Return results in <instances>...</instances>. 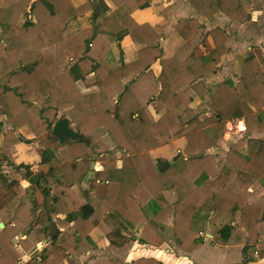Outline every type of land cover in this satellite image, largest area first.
<instances>
[{"label": "trees", "instance_id": "trees-1", "mask_svg": "<svg viewBox=\"0 0 264 264\" xmlns=\"http://www.w3.org/2000/svg\"><path fill=\"white\" fill-rule=\"evenodd\" d=\"M186 2L208 20L224 16L246 24L252 19L243 0ZM147 8L171 21L161 0L0 1V126L7 127L0 129L2 154L13 165L12 147L36 143L40 159L38 171L20 165L29 176L34 223L16 208L17 199L10 203L7 210L15 214L0 229V264H19L14 241L26 237L20 244L29 251L33 230L74 258L96 250L91 238L96 229L114 247L128 239L162 247L172 232L173 242L192 253L209 228L216 230L217 244H226L236 225L221 224L236 215L248 235L242 264L264 258L258 248L264 196L250 203L253 182L264 187V138L253 137L264 134V66L247 51L238 56L236 78L214 80L232 52V37L221 27L206 32L195 18L177 21L173 33L180 44L163 58L160 33L132 17ZM126 37L137 48L128 63L121 46ZM157 62L159 73L152 69ZM90 75L96 81L88 91ZM195 98L204 101L205 111L182 127L181 117ZM61 111L78 133L107 135L122 154L120 165L100 157L103 168L94 170L90 146L78 141L55 149L50 132ZM238 120L244 121L245 134L228 141L220 164L210 151L225 138L227 124ZM25 127L34 136L30 141L16 134ZM173 142L177 155L164 161L159 151ZM58 156L61 164L53 166ZM85 181L89 189L77 193ZM0 189L24 192L1 170ZM206 206L212 215L202 216ZM55 215L64 219L56 222ZM42 262L47 264L45 257ZM94 264L165 263L143 257Z\"/></svg>", "mask_w": 264, "mask_h": 264}, {"label": "crops", "instance_id": "crops-1", "mask_svg": "<svg viewBox=\"0 0 264 264\" xmlns=\"http://www.w3.org/2000/svg\"><path fill=\"white\" fill-rule=\"evenodd\" d=\"M101 1L108 2L109 0H101ZM243 1L246 6L249 4L248 2H245L246 0H243ZM249 2L253 6V12H252L251 21L246 24L236 23L224 16H218L214 19L208 20L198 15V13L194 11L187 4L186 0H161V3L164 4L166 7H169V9L172 12V18L170 22H166L164 21L163 18L157 17L154 9L152 8H147L144 10L137 9L133 12L132 17L140 24L149 23L153 25V27L156 28V30L160 33V35L162 36V39L160 42L164 48V53L162 56L163 58L170 57L175 52L176 47L178 48L179 46V44L177 43L178 40L173 36V27L176 25L177 21L182 18L197 19L200 23H202L205 26L206 32L216 27H221L225 29L228 32V34L232 37V42H231L232 52L227 57L226 63L224 64V67L222 69L221 75L223 79V78H230L228 75H226L227 74L226 71H229L230 69L233 68L234 66L233 63L236 57H238L241 54L240 53L237 55V53H235V49L238 48L239 46L244 47V48L247 47V51H251V50L254 51L259 62L262 64V66H264V0H250ZM235 35H237V37H235ZM249 45H252L253 49L248 47ZM121 46L124 52V61L126 63L134 61L137 57V48L133 45L130 38L126 37L124 41H122ZM254 46L258 49H255ZM243 51L247 52L244 49ZM129 54H132V56H129ZM228 65L230 67L229 69H227ZM152 69L155 73H159L161 71L160 63L157 62L152 67ZM94 77L95 76H93V79ZM195 103L200 104L201 100H197L195 98L191 106ZM154 106L155 105L151 104L152 108ZM0 116L2 117V114H0ZM238 122L240 124L241 123L244 124L243 120H238ZM230 125H232V123L227 124V126H230ZM5 128L6 127H4V129ZM20 133L22 134L23 139L26 141H30L34 138L31 130L28 127L21 129ZM244 134H245V130L240 131L241 137H243ZM253 137L264 138V134L254 135ZM224 152H225L224 154V159H225V156L228 152V147L224 150ZM210 153L216 154L215 149L211 150ZM94 165L95 164L93 163V166ZM81 187L83 188L82 190H87L89 187V182L85 181L81 185ZM173 196L174 195L172 194V197ZM262 196H264V187H262L258 182H253L252 197H251L250 203L255 204ZM28 198L29 199L31 198L30 194H28ZM28 202H26L25 204L29 205ZM206 207H209V206H206ZM209 213L212 215L210 210H209ZM14 214H15L14 211H12V215ZM9 215H6V213L0 211V225L3 224V218L8 217ZM57 218L61 219L62 216H57ZM229 218L231 217H227L223 222H226V220H229ZM235 218L237 222H232V223L234 226L235 225L237 226L239 224V215H236ZM262 230L263 228L261 229V231ZM169 235H170L169 242L167 240V244L162 247L144 246V245H140L138 242L135 241L138 244L139 248L145 247L147 249L143 250L142 252H140V249H139V252L137 253L136 250H138V248H135L131 250V254H133L136 251V253L139 254V257H137V259L143 258V257L144 258H155L157 260L162 261L165 264H242L243 262L242 249L246 245L247 237H248L244 229L240 227L239 228L235 227V229L232 232V236L230 240L226 244H217L215 242L214 233H211V231H209L203 234V242L202 244H200V246H198V248L195 251H193L192 253H184L173 242L172 232H170ZM91 238L97 244L98 247L101 245H103L101 247H104V248L106 246L111 247L110 246L111 244L109 243L105 235L98 229L94 230L91 233ZM30 240L33 242L34 245L29 251H25L22 248L20 249V253L21 255H23L21 258V260L22 259L23 260L22 261L20 260V262H23L24 264H40L42 262V257L44 256H46L45 261L47 264H69L67 260L68 258L69 260H72L71 262H75L76 264H83L85 262L88 264H94L95 260H91V261H88V260L91 257L98 255L97 252L93 251L89 253L86 257H82V258H74L72 256L68 257L67 254L62 253L59 247L50 246L47 240L37 242L35 237L32 235L30 236ZM106 242H107V245H106ZM169 243L171 244L170 245L171 251L169 248H167V250L164 251L165 250L164 247L168 246ZM124 245L122 247H115V251H121V249L123 250ZM258 248L264 251V233L263 232L260 233V241H259ZM100 249L102 250L103 248H100ZM122 254L123 252L119 255L121 256ZM57 257L58 259H56ZM102 259H111V258H102ZM99 260H96V261H99ZM111 260H118L123 263H130L131 261H133V260L124 261L118 258L116 259L112 258ZM134 260H136V258ZM247 264H264V258L261 260L260 259L250 260Z\"/></svg>", "mask_w": 264, "mask_h": 264}, {"label": "rangeland", "instance_id": "rangeland-1", "mask_svg": "<svg viewBox=\"0 0 264 264\" xmlns=\"http://www.w3.org/2000/svg\"><path fill=\"white\" fill-rule=\"evenodd\" d=\"M82 1V0H81ZM250 0H246L245 2H248L249 4L247 5V7H249V9L251 10V12H253V6L250 4L249 2ZM169 8V7H168ZM173 36L176 38L175 34L173 33ZM235 37H237V35H235ZM177 39V38H176ZM131 40V39H130ZM178 40V39H177ZM124 41V40H123ZM132 42V41H131ZM178 44H180V41L178 40L177 42ZM162 45V44H161ZM163 47V46H162ZM248 47L253 49L252 45H249ZM255 47V46H254ZM164 49V48H163ZM177 49V47H176ZM175 49V51H176ZM243 49L245 51H247V47H241L239 46L238 48L235 49V53L240 54L243 53ZM255 49H258L255 47ZM254 52V51H253ZM133 53V52H132ZM256 55V54H255ZM129 56H132V54H129ZM231 63V62H230ZM233 68L230 69L229 71H226L227 74L231 79L236 78V76L239 74V68H240V61H239V57H236L234 63H233ZM229 65L227 66V69H229ZM94 75H90L86 78V85H87V90H92L93 89V83L95 82L96 78L94 77ZM226 77V76H224ZM214 80H222V75L220 74V76H218L216 79ZM214 80H212V82H214ZM211 85V83H210ZM152 105H155V103H152ZM205 106H204V101H201L200 104L195 103L192 106L189 107V109L182 115L181 117V125L182 127L185 126V124L192 119L195 116H199L202 113H204ZM1 117V116H0ZM69 118L67 115L66 111H61L58 113L57 119L58 118ZM56 119V120H57ZM3 121V117L0 118V123ZM71 124V123H70ZM240 123L238 121H235L232 123V125L227 126L226 127V132H225V138L222 140V142L219 144V146L215 149L216 154L219 155L220 157V164H223L224 162V150L228 147V141H237L238 139L241 138L240 136V129H239V125ZM73 127V125H71ZM0 129H3L5 132L7 131V127L4 129L2 128V126H0ZM74 129V127H73ZM75 130V129H74ZM52 131V130H51ZM76 131V130H75ZM77 132V131H76ZM17 135L22 136V134L19 132H16ZM85 139L88 141V145L91 148V151L93 153L94 158L96 159V161L94 162V166H92V168H94V170L96 171H101L103 168V163L100 162L98 159L100 157H107L109 159H111L117 166L120 165V160L122 157L121 153H118L116 151V148L113 144V142L111 141V139L103 134V133H95L93 135L90 136H84ZM23 138V137H22ZM50 138L52 140V142L54 143V148L56 149V146H63L66 145L67 143L71 142V140L66 139L65 142L63 144H60L57 138H53L51 136V132H50ZM2 142L0 140V170L6 175L8 176L10 179H12L13 182L21 185L24 188V192H22V194L11 190H6V189H0L1 193H0V211L6 213V215H9L8 217H5L7 219H10L12 217V211H8V207L10 205L11 202H13L14 200L17 199L16 202V208L18 209V207L20 208L19 211L22 215H24L26 217V220L28 221V223H34V217L33 215L30 213V209L32 207V203L30 201V199L28 198V194H31V192L29 191V176L27 175V170L24 168H21L20 165H29L31 167V169L33 171H38V164L40 162L39 156H38V150H39V146L38 144L33 143L32 145H24V144H18L14 147H12V157L14 160V164L13 165H9L7 160L4 159V156L2 154ZM160 154H158V156L160 155V157L164 160V161H169L170 159H174V157H176L177 155V149H176V144L173 142L171 144H169L168 146H166L165 148L161 149ZM58 164H61L60 158L58 156V160L56 162L53 163V166H56ZM83 184V183H82ZM55 185L52 186V193H56L55 191ZM90 187V184H89ZM88 187V189H89ZM104 184H97V188H103ZM77 193H80V191L83 189L82 187H80V189L75 188ZM29 201V202H28ZM26 202L29 203V205L25 204ZM209 207H204L203 212H202V216H206L209 215ZM57 216H62L61 219H58ZM3 218V221L4 219ZM54 219L56 222L61 221L64 219L63 215H55ZM232 222H237L235 217H231L229 218V220H226V222H223L221 225L225 224H230ZM238 226V227H237ZM236 226V228H239V224ZM1 229V228H0ZM211 231V233H215L216 230L209 228L207 230V232ZM206 232V233H207ZM262 232L264 233V228L262 230ZM31 234L28 235L29 239L30 236H34L36 241H46L42 238H40L38 235H35L33 233H37L36 231H31ZM26 237H17L15 239V244H16V249L18 251H20L21 247V240L25 239ZM107 238V237H106ZM170 239V235H168V242ZM107 240L109 241V243L111 244L110 240L107 238ZM31 241V240H30ZM32 245L33 242L31 241ZM107 245V242H106ZM170 243L168 246L164 247V251L167 250V248L170 249L171 251V247H170ZM103 246V245H101ZM97 247L96 250H94L95 252H97V256H93L91 257L88 261L91 260H95L94 262H96V260L102 259V258H118V259H122L124 261H128V260H134L135 258L137 259V257H139V254H137L139 252H142L143 250H146L147 248L145 247H141L139 248L138 244L135 241H132L130 239H128L127 241H125V245L123 247V250L121 249V251H115V247H113L112 245H110L111 247ZM100 248H103L102 250ZM138 248L137 253L136 251L131 254V250ZM123 252V254L120 256L119 254H121ZM136 253V254H135ZM64 255V254H63ZM23 255H21L22 258ZM44 256V255H43ZM46 257V256H44ZM69 257V256H68ZM20 258V260H21ZM43 258V257H42ZM58 259V257L56 258ZM19 260V262H20ZM23 260V259H22ZM21 260V261H22ZM69 264H76L75 262H71L72 260H69V258L67 259ZM87 261V262H88ZM22 264H24L23 262H21ZM43 262H41L40 264H42ZM46 263V261H45Z\"/></svg>", "mask_w": 264, "mask_h": 264}, {"label": "water", "instance_id": "water-1", "mask_svg": "<svg viewBox=\"0 0 264 264\" xmlns=\"http://www.w3.org/2000/svg\"><path fill=\"white\" fill-rule=\"evenodd\" d=\"M51 136L57 138L60 144H63L66 139L71 140V142H80L88 145V141L85 139L84 135L76 132L70 124L68 118H58L52 128ZM0 228L3 229L4 225L1 224Z\"/></svg>", "mask_w": 264, "mask_h": 264}, {"label": "bare ground", "instance_id": "bare-ground-1", "mask_svg": "<svg viewBox=\"0 0 264 264\" xmlns=\"http://www.w3.org/2000/svg\"><path fill=\"white\" fill-rule=\"evenodd\" d=\"M239 129H240V131H244L245 130V126H244V124H240V126H239Z\"/></svg>", "mask_w": 264, "mask_h": 264}, {"label": "built area", "instance_id": "built-area-1", "mask_svg": "<svg viewBox=\"0 0 264 264\" xmlns=\"http://www.w3.org/2000/svg\"><path fill=\"white\" fill-rule=\"evenodd\" d=\"M19 264H22L21 262H19Z\"/></svg>", "mask_w": 264, "mask_h": 264}]
</instances>
